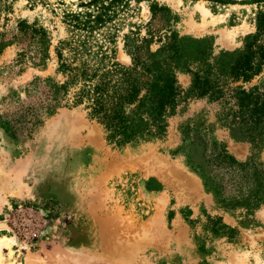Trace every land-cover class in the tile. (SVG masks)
Here are the masks:
<instances>
[{
	"label": "rangeland",
	"instance_id": "obj_1",
	"mask_svg": "<svg viewBox=\"0 0 264 264\" xmlns=\"http://www.w3.org/2000/svg\"><path fill=\"white\" fill-rule=\"evenodd\" d=\"M88 1L0 0V264H264V204L254 214L225 207L222 200L235 193L233 172L207 164L214 141L240 162L264 164V146L233 138L223 103L182 101L165 140L123 148L107 143L84 107L48 112L49 86L61 79L56 49L68 36L64 16ZM131 4L118 33L117 57L127 65L126 36L177 32L208 40L218 55L242 49L259 16L264 20V0ZM20 20L47 32L44 59L20 63V46L2 47ZM158 48L154 42L152 51ZM263 75L251 85L264 90ZM178 78L190 85V75ZM29 108L42 123L31 136L21 129L13 138L1 122ZM207 216L222 217L236 237L215 236Z\"/></svg>",
	"mask_w": 264,
	"mask_h": 264
},
{
	"label": "trees",
	"instance_id": "obj_2",
	"mask_svg": "<svg viewBox=\"0 0 264 264\" xmlns=\"http://www.w3.org/2000/svg\"><path fill=\"white\" fill-rule=\"evenodd\" d=\"M131 1L89 0L80 5L81 11L65 14L68 36L56 49V74L61 79L49 86L44 104L48 112L84 107L87 118L104 131L107 143L123 148L165 140L181 102L206 99L223 103V119L233 138L256 148L264 146V90L251 85L264 73L263 16L257 33L247 36L242 49L218 55L208 40L181 37L177 32L150 31L143 39L126 36L125 50L131 57L127 65L117 57L118 33L134 7ZM152 9L156 14L157 8ZM12 34L2 47L20 46L17 62H36L39 55L44 59L49 40L43 28L20 20ZM154 42L159 45L156 51L151 49ZM179 73L191 76L187 88L180 83ZM1 123L18 138L21 129L31 136L42 122L36 109L29 108L16 120ZM207 164L233 172L229 186L235 193L222 200L225 207H243L254 214L264 204V164L253 158L240 162L216 141ZM207 226L215 236L227 235L229 240L238 233L219 216H207Z\"/></svg>",
	"mask_w": 264,
	"mask_h": 264
},
{
	"label": "bare ground",
	"instance_id": "obj_3",
	"mask_svg": "<svg viewBox=\"0 0 264 264\" xmlns=\"http://www.w3.org/2000/svg\"><path fill=\"white\" fill-rule=\"evenodd\" d=\"M0 227H1V226H0ZM1 242H2L3 245L5 244L4 241L1 240ZM0 252H2L1 249H0ZM1 256H2V255H1V253H0V259L2 260V259H3V256H2V257H1ZM72 258H73V257H72ZM2 264H3V263H2Z\"/></svg>",
	"mask_w": 264,
	"mask_h": 264
}]
</instances>
